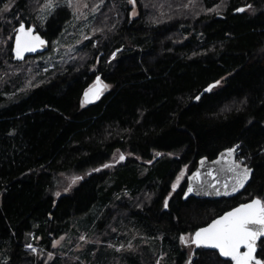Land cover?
Segmentation results:
<instances>
[{"label": "trees", "instance_id": "1", "mask_svg": "<svg viewBox=\"0 0 264 264\" xmlns=\"http://www.w3.org/2000/svg\"><path fill=\"white\" fill-rule=\"evenodd\" d=\"M85 1L99 4L71 57L32 67L35 83L20 89L39 55L13 59L16 27L33 25L51 52L73 15L62 3L42 18L43 0H0V264H44L41 252L97 202L113 206L93 234L115 219L118 239L135 233L139 243L98 249L89 264H230L188 252L180 237L240 202L264 201V0ZM97 76L109 87L84 104ZM231 147L252 168L242 192L183 199L186 178L171 187L181 167L190 174ZM116 152L123 161L104 167ZM71 174L78 181L60 192ZM256 255L264 259L261 240Z\"/></svg>", "mask_w": 264, "mask_h": 264}, {"label": "rangeland", "instance_id": "2", "mask_svg": "<svg viewBox=\"0 0 264 264\" xmlns=\"http://www.w3.org/2000/svg\"><path fill=\"white\" fill-rule=\"evenodd\" d=\"M61 3L68 6L72 11V21L67 25L63 34L53 41L54 47L51 52L49 48V50L40 54L34 62L29 63L30 69L27 73V79L23 80V84L20 86V89H25L35 83V74L31 70L32 67L36 70L41 69L42 72H45L52 66L60 64L71 57L74 46L84 37L90 27L92 17L97 11L96 6L99 4L96 3L94 5H90L85 0H43L39 11L41 13V17L44 18L47 16L55 6ZM130 14L136 15L135 9L132 8L130 10ZM39 59H41L40 62L38 61ZM39 63H41L40 69H38ZM108 87L109 85L105 84L104 91L107 90ZM120 157L119 153H114L106 168H112L113 166L121 163L123 159L121 160ZM239 163L242 164V162ZM188 175L186 167H181L174 176L171 187L173 184H176V187L177 185L179 186L181 181L187 178ZM76 181H78L76 175H62V179L60 180V192H64L66 189L70 188ZM149 198V194H146L143 197L145 200H148ZM112 206L113 202H107L105 204L97 202L88 213H85L82 218L77 221L76 225H74L68 233H63L51 243L50 250L41 252L40 258L43 263L47 264L54 260L58 261L64 257L69 259L65 260L66 262L64 264H74L75 261H80L82 264H89L87 255H95L98 249L109 248L121 252L123 250H127V248L132 249V247L136 244L138 245L139 242H137L138 238H136L137 235H135V233L132 234L127 241L124 239H118L122 236L121 233L125 232L120 230L114 232L116 227L121 228V226L110 216H108V220L110 222L112 220L113 221L109 228L112 230L105 231L103 229L105 224H103L101 225L98 234L92 233L96 223L98 225L102 217L108 214ZM81 237H83V239H81ZM190 237L191 235H185V238L188 241ZM29 245L31 247H29ZM27 247L31 250H36V245L34 243L28 244ZM191 250V245L187 243V251L190 252ZM87 252H89V254H87Z\"/></svg>", "mask_w": 264, "mask_h": 264}, {"label": "snow or ice", "instance_id": "3", "mask_svg": "<svg viewBox=\"0 0 264 264\" xmlns=\"http://www.w3.org/2000/svg\"><path fill=\"white\" fill-rule=\"evenodd\" d=\"M8 5H5L7 8ZM239 11V10H238ZM31 29L27 32L24 31V25L20 24L19 33L17 35V48L16 54L20 56L25 50L29 49L27 43L29 40L40 41L39 37H29ZM22 37L26 38L22 40ZM115 55V53H113ZM100 78L97 77L99 82ZM219 83V81H217ZM209 85V90L212 88ZM87 94V93H86ZM199 99V97H197ZM229 154L233 152V149L227 150ZM120 159H124L121 155ZM104 167H107L105 165ZM241 168L242 171L237 173V183L239 186H243V181H246L249 177V173L252 171L250 168L240 165L238 161H233L230 165V170H236ZM198 173H194L193 176H197ZM179 179V178H178ZM176 184H173V188ZM236 188L233 187V191ZM193 191L190 185L185 196ZM171 195V193L169 194ZM168 207V200L165 198V205ZM260 237L262 243H264V201L261 199H252L249 203L241 204L236 208H233L229 212H225L223 216H219L217 219L212 220L207 227L199 228L195 232L191 243L197 246L204 245L213 247L219 250L220 255L224 257H230L234 264H264V259H258L254 253L256 252L257 238ZM83 239V237H81ZM180 240L184 243H188L185 236L181 235ZM241 246L246 251L241 252ZM29 247H31L29 245ZM33 251H35L33 249ZM51 255V254H49Z\"/></svg>", "mask_w": 264, "mask_h": 264}, {"label": "water", "instance_id": "4", "mask_svg": "<svg viewBox=\"0 0 264 264\" xmlns=\"http://www.w3.org/2000/svg\"><path fill=\"white\" fill-rule=\"evenodd\" d=\"M20 24L24 25L25 32H27L28 29H31V32L29 33V37H39L40 41H43V43L29 40L27 43V47L29 49L34 48V50H25L22 52L20 56H17L16 54L17 35L19 33ZM20 24L15 29V33L12 40V46H11V54L15 61L20 62L26 57L40 55L46 52L47 50H49L50 42L48 41V39L42 36L40 32H38L33 25H26L25 23H20ZM23 39L26 38L22 37V40ZM97 77L95 78L94 83L90 85L82 94V101L84 104H91L96 102L105 88V85L101 80H99V82L97 81ZM207 90H209V86L204 89L205 92ZM228 149H233V152L229 154L227 151ZM233 161H237V160H236V150L232 147L222 149L213 159L209 160L206 157L199 158L196 167L192 172H190V174L186 178V187L183 192V199L192 196L198 199L214 200L219 198H230L242 192L251 178L252 171L249 173L248 179L246 181H243V186H239V184L237 183V173L242 171V169L237 168L234 171L230 170V165L232 164ZM239 164L243 165L241 163ZM250 169L252 170V168ZM194 173H198V175L193 176ZM190 185L192 186L193 191L189 193L188 196L186 197L185 192H187ZM233 187L236 188L235 191H233ZM257 198L261 199L258 196H255L252 199H257ZM252 199L247 200L245 202H241L231 207L230 209L214 217L212 220L217 219L219 216H223L225 212H229L233 208H236L241 204L249 203ZM212 220H210L207 224L198 227L197 229L207 227V225L210 224ZM197 229L194 230V232L192 233L191 240ZM260 240L261 238L258 237L256 243V252H257V244ZM193 245L194 247L192 249V253H194L196 249L215 251L218 253L221 259L229 260L231 264H234V261H232L230 257H224L220 255L219 250L216 248L208 247L204 245L197 246L194 243ZM240 251L243 252L246 251V249L243 246H241ZM256 252L254 253V255L258 259H261L256 255Z\"/></svg>", "mask_w": 264, "mask_h": 264}, {"label": "bare ground", "instance_id": "5", "mask_svg": "<svg viewBox=\"0 0 264 264\" xmlns=\"http://www.w3.org/2000/svg\"><path fill=\"white\" fill-rule=\"evenodd\" d=\"M14 4H16V3H14ZM23 5V4H22ZM12 9V8H11ZM94 20V19H93ZM30 24V23H29ZM140 32V31H139ZM104 33V32H103ZM112 37V36H111ZM111 39V38H110ZM127 39H128V37H127ZM108 40V39H107ZM124 40H125V38H124ZM162 232V231H161ZM162 236V235H161Z\"/></svg>", "mask_w": 264, "mask_h": 264}, {"label": "flooded vegetation", "instance_id": "6", "mask_svg": "<svg viewBox=\"0 0 264 264\" xmlns=\"http://www.w3.org/2000/svg\"><path fill=\"white\" fill-rule=\"evenodd\" d=\"M231 198V197H230ZM241 203V202H240ZM239 204V203H238ZM237 205V204H236ZM230 209V208H229ZM228 210V209H227ZM226 211V210H225ZM229 261V260H228ZM230 262V261H229ZM230 264H231V262H230Z\"/></svg>", "mask_w": 264, "mask_h": 264}]
</instances>
